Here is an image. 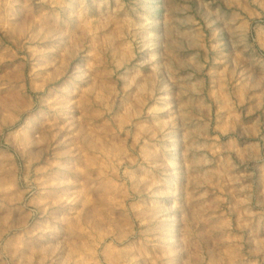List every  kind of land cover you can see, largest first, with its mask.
<instances>
[{"label": "rangeland", "instance_id": "374dc122", "mask_svg": "<svg viewBox=\"0 0 264 264\" xmlns=\"http://www.w3.org/2000/svg\"><path fill=\"white\" fill-rule=\"evenodd\" d=\"M0 264H264V0H0Z\"/></svg>", "mask_w": 264, "mask_h": 264}]
</instances>
